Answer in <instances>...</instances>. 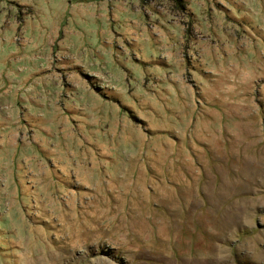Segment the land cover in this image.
Segmentation results:
<instances>
[{"label": "rangeland", "instance_id": "1", "mask_svg": "<svg viewBox=\"0 0 264 264\" xmlns=\"http://www.w3.org/2000/svg\"><path fill=\"white\" fill-rule=\"evenodd\" d=\"M0 264H264V0H0Z\"/></svg>", "mask_w": 264, "mask_h": 264}]
</instances>
